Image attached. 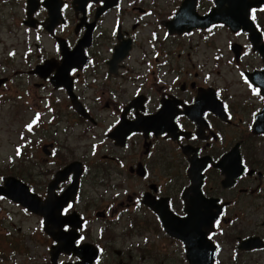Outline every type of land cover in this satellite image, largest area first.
<instances>
[{
	"label": "flooded vegetation",
	"instance_id": "1",
	"mask_svg": "<svg viewBox=\"0 0 264 264\" xmlns=\"http://www.w3.org/2000/svg\"><path fill=\"white\" fill-rule=\"evenodd\" d=\"M216 2L101 11L102 0H0V45L9 34L23 46L0 67L13 70L17 98L31 83L46 95L32 117L53 111L35 125L47 136L44 179L26 185L53 198L64 240L76 236L81 256L57 264L86 254L91 264H264V57L249 32L226 26L241 0H221L220 22L190 27ZM248 19L264 46V3Z\"/></svg>",
	"mask_w": 264,
	"mask_h": 264
},
{
	"label": "rangeland",
	"instance_id": "2",
	"mask_svg": "<svg viewBox=\"0 0 264 264\" xmlns=\"http://www.w3.org/2000/svg\"><path fill=\"white\" fill-rule=\"evenodd\" d=\"M4 38L6 39L4 46L0 45V65L10 60L6 59V52L11 46L16 44L17 49L20 51L23 49L13 36L6 34ZM202 52L201 48L198 57H201ZM12 73V69L5 71L0 67V77L6 76L11 79L9 84L0 89V184L2 177L12 176L25 183L37 185L44 179V172L40 175L36 174L42 170V167L45 168V165L41 166L44 158L41 145L46 143L47 136L41 134L39 130L34 131L33 135L39 139L42 140L44 137L43 142L39 141V145L35 146L29 141L27 145L30 146V155L28 156L18 157L17 152L25 147L23 143L25 127L29 123L36 124V118L32 116L38 107L39 95L43 97L46 95L37 91V86L31 83V86L29 85L31 96L26 98L20 93V98H17ZM22 88H25L23 83ZM52 97L55 98L54 95ZM44 104L47 105V101H44ZM86 144V141L80 143L81 146ZM67 156H70V151ZM36 161H38L37 164ZM0 210H2V213L0 212V264H50L47 242L37 216L7 202H0Z\"/></svg>",
	"mask_w": 264,
	"mask_h": 264
},
{
	"label": "water",
	"instance_id": "3",
	"mask_svg": "<svg viewBox=\"0 0 264 264\" xmlns=\"http://www.w3.org/2000/svg\"><path fill=\"white\" fill-rule=\"evenodd\" d=\"M106 1H111L113 3L112 6H114L118 0H106ZM217 1L218 2L216 3L218 7L210 15L203 17L200 20V22L193 24V27H201V28L208 27L211 24L218 23L221 21L220 19L221 0H217ZM263 3L264 0H243L242 4L238 6L239 7L238 10L243 11V15L242 14L239 15L241 19H239L238 21L231 19L227 22V24L226 23L225 24L228 27H230L232 30H236V28L241 25L243 30H246L247 32L250 33V38L251 41L253 42V45L255 46L256 49L260 51V53L264 57V46H258L259 37L254 32L251 22L247 21L248 8ZM262 76L264 80V73L262 74ZM262 122L264 123V119L262 120ZM63 172H65V175L66 173H68L66 170ZM55 180L56 181H54V184L52 185V187H50L49 192L53 191L56 182L61 180L59 175L56 176ZM76 180H75V187H76ZM0 196H4L14 201L15 203H18L22 207L26 208L29 212L43 217L44 219L43 225H44L45 233L51 235L52 238L57 242V245L52 247L50 250L51 264H56V260L58 256L63 252L69 253L73 251L74 254L78 255V251L80 249H75L73 247V241L76 239L74 232L71 231L70 236L67 238V240H64L65 234L61 232V228L62 225L64 224V221L59 219L60 218L59 212L56 211L57 208H55L52 203L53 198L48 197L46 201L41 202L35 195L29 193L28 188L25 184L12 177L4 179L3 187H0ZM50 207L54 209L52 212L48 211ZM55 230H58V232L57 233L54 232ZM79 256H81V254H79ZM84 261L85 262L80 264H91L92 259L89 256L88 259Z\"/></svg>",
	"mask_w": 264,
	"mask_h": 264
}]
</instances>
